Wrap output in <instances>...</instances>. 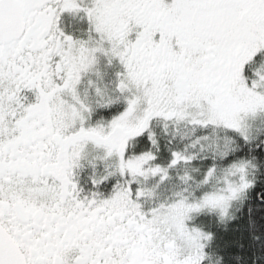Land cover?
<instances>
[{"label":"snow or ice","instance_id":"6c2138e0","mask_svg":"<svg viewBox=\"0 0 264 264\" xmlns=\"http://www.w3.org/2000/svg\"><path fill=\"white\" fill-rule=\"evenodd\" d=\"M0 264H264V0H0Z\"/></svg>","mask_w":264,"mask_h":264}]
</instances>
